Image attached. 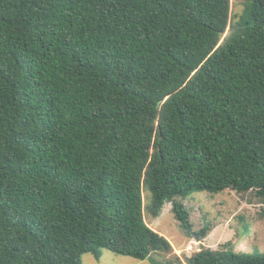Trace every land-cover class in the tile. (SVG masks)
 <instances>
[{"label": "trees", "instance_id": "1", "mask_svg": "<svg viewBox=\"0 0 264 264\" xmlns=\"http://www.w3.org/2000/svg\"><path fill=\"white\" fill-rule=\"evenodd\" d=\"M244 5L232 21V0H0V264H184L152 257L173 246L146 213L171 203L191 235L193 192L264 204V0Z\"/></svg>", "mask_w": 264, "mask_h": 264}, {"label": "rangeland", "instance_id": "2", "mask_svg": "<svg viewBox=\"0 0 264 264\" xmlns=\"http://www.w3.org/2000/svg\"><path fill=\"white\" fill-rule=\"evenodd\" d=\"M245 0H232V21L238 20L244 11ZM144 203L148 204L151 193L143 192ZM190 212L193 233L187 235L180 227L172 212V204L166 203L158 218L148 213L145 220L151 228L164 235L172 244L173 252L165 254L152 252L157 261L178 255L185 264V259L202 249L220 251L232 249L235 252H252L257 248L264 252V217L261 211L263 202L254 191L236 192L225 190L217 194L193 192L186 199H181ZM210 226L205 238L199 232ZM199 237V239L197 238ZM82 264H152L151 260H139L116 254L109 250L102 251L97 260L91 254L82 255Z\"/></svg>", "mask_w": 264, "mask_h": 264}, {"label": "water", "instance_id": "3", "mask_svg": "<svg viewBox=\"0 0 264 264\" xmlns=\"http://www.w3.org/2000/svg\"><path fill=\"white\" fill-rule=\"evenodd\" d=\"M199 239V237H197Z\"/></svg>", "mask_w": 264, "mask_h": 264}]
</instances>
